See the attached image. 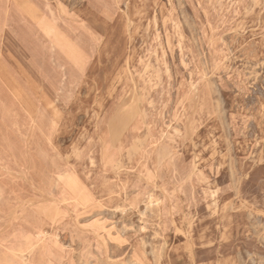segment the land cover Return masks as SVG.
Instances as JSON below:
<instances>
[{
	"label": "rangeland",
	"instance_id": "obj_1",
	"mask_svg": "<svg viewBox=\"0 0 264 264\" xmlns=\"http://www.w3.org/2000/svg\"><path fill=\"white\" fill-rule=\"evenodd\" d=\"M0 196L12 264H264V0H0Z\"/></svg>",
	"mask_w": 264,
	"mask_h": 264
},
{
	"label": "bare ground",
	"instance_id": "obj_2",
	"mask_svg": "<svg viewBox=\"0 0 264 264\" xmlns=\"http://www.w3.org/2000/svg\"><path fill=\"white\" fill-rule=\"evenodd\" d=\"M94 1V0H93ZM96 3V1H95ZM98 3V2H97ZM98 6V5H97ZM100 7V6H99ZM21 49V48H20ZM50 62L56 63L57 59H49ZM73 80V79H72ZM82 81V79H81ZM50 86L49 80H45L44 84L42 85V88L44 90H47ZM237 92V91H236ZM53 121V120H52ZM53 126V125H52ZM23 147V146H22ZM84 149V148H83ZM82 150V149H81ZM78 153V152H77ZM78 156V155H77ZM10 168V166L8 167ZM92 179V178H91ZM54 183H56L58 180L57 178L52 179ZM61 189L60 193L58 194V199L61 200V203L64 204H71V205H79L82 202L79 201L77 202V199L85 200L87 193L85 192L84 189L78 187L77 185L74 184V182L67 176V179L61 182ZM30 185V184H29ZM29 187V186H28ZM30 188V187H29ZM86 188V187H85ZM32 190V189H31ZM2 192V191H1ZM88 197V196H87ZM11 202L7 200L5 203L2 201V198L0 196V212L2 214H10L9 217L10 219V228L9 231L5 232L0 236V240L6 237V235H9L11 237V242L8 244V246H4L3 249L0 248V254L2 259L5 258L4 264H8V262L16 263L15 257L17 258H24L25 256H28L27 254L30 252L32 248L33 242H35L32 238V236L27 233V226H18V221H17V215L16 214H11L10 213V207H11ZM15 205H19L22 207V209L27 208L26 201L23 200L22 198H16V201L14 203ZM30 206V205H29ZM18 208V207H17ZM15 208V209H17ZM215 214V211H214ZM213 214V216H214ZM20 216V214H19ZM199 216V215H198ZM202 216V215H201ZM4 217V218H2ZM0 217V229L4 226L5 224V216L3 215ZM8 217V218H9ZM211 218V216H210ZM221 220V219H220ZM187 222V221H186ZM221 222V221H220ZM193 225V224H192ZM191 230V229H190ZM195 230V229H194ZM208 231V230H207ZM41 234V233H40ZM40 237V236H39ZM194 241V240H193ZM197 242V241H196ZM194 243V242H193ZM202 243V242H201ZM37 244V243H36ZM226 244V243H225ZM224 244V245H225ZM205 245V244H204ZM209 245V244H208ZM202 246V245H200ZM227 247V246H226ZM221 250V249H220ZM196 252V251H195ZM217 252V250H216ZM219 254V253H218ZM210 256V255H209ZM64 257V256H63ZM27 258V257H26ZM21 261V260H20ZM210 262V261H209ZM54 264V263H51ZM217 264V263H216Z\"/></svg>",
	"mask_w": 264,
	"mask_h": 264
},
{
	"label": "crops",
	"instance_id": "obj_3",
	"mask_svg": "<svg viewBox=\"0 0 264 264\" xmlns=\"http://www.w3.org/2000/svg\"><path fill=\"white\" fill-rule=\"evenodd\" d=\"M5 221H6V220H5ZM10 224H11V223H10ZM9 228H10V227H9ZM8 231H9V230H8ZM6 236H7V240H9V241H8V244H10V242H11V240H10L11 237H10L9 235H6ZM3 239H4V238H3ZM7 246H8V245H7Z\"/></svg>",
	"mask_w": 264,
	"mask_h": 264
}]
</instances>
